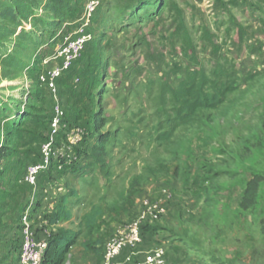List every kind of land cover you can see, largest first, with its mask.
I'll list each match as a JSON object with an SVG mask.
<instances>
[{
    "label": "rangeland",
    "instance_id": "1",
    "mask_svg": "<svg viewBox=\"0 0 264 264\" xmlns=\"http://www.w3.org/2000/svg\"><path fill=\"white\" fill-rule=\"evenodd\" d=\"M91 1L0 0V190L9 192L0 264H21L24 227L41 241L50 205L65 196L90 245L167 194L166 214L144 221L143 243L124 249L121 264H143L155 249L171 264H264V0H161L142 10L139 0H95L89 15ZM190 71L222 103L188 123L172 89ZM33 166L43 167L35 185Z\"/></svg>",
    "mask_w": 264,
    "mask_h": 264
},
{
    "label": "built area",
    "instance_id": "2",
    "mask_svg": "<svg viewBox=\"0 0 264 264\" xmlns=\"http://www.w3.org/2000/svg\"><path fill=\"white\" fill-rule=\"evenodd\" d=\"M99 5V1H91L87 5V12L89 15L96 10ZM84 41L81 39L73 41L72 48L76 55L79 50L82 49ZM66 50V48H65ZM67 52V51H66ZM68 68V64L65 65L64 69ZM62 70L57 69L50 72L52 79L59 77ZM57 115L53 121V127L55 133L60 125V110L57 109ZM70 144L75 145L80 140V129H72L71 135L69 136ZM43 167L33 166L29 168L28 182L31 185L36 184L37 175ZM172 198L171 194H167L164 198H161L154 203L144 200V206L146 210L141 213L139 218L132 224L128 225L121 231H118L113 238L105 246V254L103 264H119L118 258L122 251L126 248L136 249L143 243L142 226L144 221L155 219L159 216L166 214L165 203L170 201ZM48 248V241H39L33 230L27 225L23 229V242L20 250V262L21 264H42L45 253ZM130 261V258L127 259ZM143 264H171L166 260V252L164 249H155L146 258Z\"/></svg>",
    "mask_w": 264,
    "mask_h": 264
},
{
    "label": "trees",
    "instance_id": "3",
    "mask_svg": "<svg viewBox=\"0 0 264 264\" xmlns=\"http://www.w3.org/2000/svg\"><path fill=\"white\" fill-rule=\"evenodd\" d=\"M139 10L143 8H154L157 9L163 1L161 0H139L137 1ZM141 6V7H140ZM165 6V5H164ZM9 14V12L7 13ZM177 14L180 16L181 11L177 9ZM31 17L27 16L26 19ZM233 68V67H231ZM220 75L215 74V77L224 78L226 71L220 67ZM180 69L175 70V74H178ZM209 86L208 78L199 71H190L183 83L180 84L178 89H172V94L175 98L180 101L179 113H182L183 118L189 123L194 119V116L201 109H215L222 103V95L213 94L211 95L212 89L205 87ZM223 94V93H222ZM95 150H99L95 148ZM73 194H76L73 192ZM68 197L62 198L61 203L56 205L53 213L49 217V225H59L62 222L69 221L72 217V213L67 209L66 204ZM99 216V212L95 211L92 214L86 216L87 228H93L96 223V219ZM78 236L76 233L74 236H70V233L65 230H61L60 233L50 237L48 241V248L45 253L42 264H64L68 258L70 248L75 243V237ZM21 250V249H20ZM20 260V253H19Z\"/></svg>",
    "mask_w": 264,
    "mask_h": 264
},
{
    "label": "crops",
    "instance_id": "4",
    "mask_svg": "<svg viewBox=\"0 0 264 264\" xmlns=\"http://www.w3.org/2000/svg\"><path fill=\"white\" fill-rule=\"evenodd\" d=\"M0 199L5 202V205L3 206L5 209H1L0 207V255L5 259L7 258L9 259V244H8L9 242V192L7 191L4 192L3 190H0ZM29 199L30 197L28 198V200ZM27 202L25 203V205H21L22 206L21 209H23L24 206H26ZM55 206L53 204L50 205L51 211L48 213L49 217L53 213ZM19 207L20 205L18 206V208ZM72 214H73V217H71L69 221L62 222L59 225H49L48 224L49 218L48 220L43 221L42 224L47 225V229H44L45 231H41L38 233L40 240L45 241L46 240L45 233L52 231V230L54 232V235H57L58 233H60L61 230H65L70 233V236H74L76 233L73 229L74 227H73L72 222H74L75 217H74V213ZM35 216H38V213H36ZM75 239H76L75 243L70 248L68 258L64 264H103L104 254H105V245L107 242L105 243L104 241H100L96 239V240H93V243L88 245L87 242H89L88 240H90V238L86 239V237H83L80 234H78V236H76ZM4 240H7V241H4ZM142 249L144 251L141 249L140 250L146 253L149 248L147 246H142ZM14 253L16 255V251L13 250L11 251L10 254L11 255L13 254L14 256ZM19 253H20V249L17 254L18 257H19ZM137 253L138 251L136 253H134L133 251L130 257L132 258V256L136 255ZM119 258H118V262H119ZM125 263H128V262L125 261ZM119 264L121 263L119 262Z\"/></svg>",
    "mask_w": 264,
    "mask_h": 264
}]
</instances>
